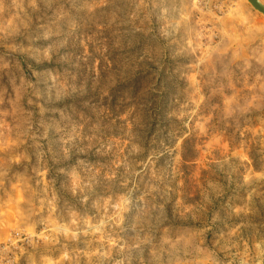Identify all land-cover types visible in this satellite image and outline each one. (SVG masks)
I'll return each instance as SVG.
<instances>
[{
  "label": "rangeland",
  "instance_id": "rangeland-1",
  "mask_svg": "<svg viewBox=\"0 0 264 264\" xmlns=\"http://www.w3.org/2000/svg\"><path fill=\"white\" fill-rule=\"evenodd\" d=\"M93 4L36 0L17 15L5 0L0 12V172L10 178L0 185V256L11 249L4 264L13 252L16 264H46L45 256L54 264H188L195 244L215 254L205 264H229L245 246L255 256L254 245L264 246V14L248 0H211L207 7L201 0L199 8L191 0ZM10 26L18 31L9 34ZM130 86L138 104L121 102ZM166 90L170 100L159 112L155 95ZM49 91L84 94L86 103L68 106L66 115L85 130L98 129L83 145L87 155L65 159L50 141H39L37 151L19 136L28 113L39 126L40 98ZM133 109L152 127L151 121L168 117L139 154H130L125 135ZM52 119L59 120V113ZM156 134L175 137L174 161L167 154L149 159L160 151ZM20 156L27 159H13ZM165 167L175 176L162 200L153 191L152 172ZM125 178L134 201L144 196L143 213H126L119 226L106 222L100 232L76 240L58 236L57 245L40 241L34 247L23 233L11 245L25 226L29 193L37 208L36 197L42 199L47 188L58 207L67 204L97 224L103 209L93 202L115 198ZM161 203L163 217L152 207ZM64 216L58 222L68 223ZM149 236L151 243H141ZM64 249L71 259H61Z\"/></svg>",
  "mask_w": 264,
  "mask_h": 264
},
{
  "label": "clouds",
  "instance_id": "clouds-1",
  "mask_svg": "<svg viewBox=\"0 0 264 264\" xmlns=\"http://www.w3.org/2000/svg\"><path fill=\"white\" fill-rule=\"evenodd\" d=\"M107 2L108 0H99V4L101 5ZM139 3L140 5L146 6L145 0H139ZM210 3L211 0H205L206 7ZM26 4L35 7L36 0H11V5L18 10L17 15L22 14V9ZM200 4L201 0H191L192 8H199ZM4 5L5 0H0V12H3ZM94 6H96L95 0L92 7ZM10 27L11 31L9 34H14L18 31L15 26ZM4 31L8 32L9 30L5 28ZM164 34L166 35V33ZM209 39H211V37H209ZM205 56H207V52H205ZM40 99L41 103L39 105L38 116V120L40 121L39 126L34 128L32 114L28 113L27 119L22 121L23 128L20 131L19 136H22L24 139H30L32 144L36 145L37 151H40L43 147V145L38 143L39 141H50L52 144L56 145L57 155L60 156L63 154V158L65 159H67L70 155H87L86 147L83 145H85V142L91 143L93 135L98 129L85 130V124L71 121L66 115L68 106L72 104L86 103L84 101V94L76 93L74 95L67 96L63 92H59L53 96L49 91L41 95ZM202 99L203 97H201V100ZM121 102L133 105L139 103L135 91L131 86L123 91ZM13 103L16 105L18 101H14ZM0 104H3L2 97H0ZM28 104L32 105L33 101L29 100ZM33 110H36L35 107ZM57 113H59L60 119H52V117L56 116ZM129 116L132 117V120L128 124L125 135L131 144L130 154L143 153L145 150L143 145L147 143L149 136L152 135L156 129L163 128L168 118L167 113L163 114L158 121L150 122L151 125H154V127L148 126V123L141 119L139 114L135 113V109L129 112ZM89 132H92L93 135H90ZM165 139L168 140L167 144L164 142ZM154 140L158 141L160 151H153L149 159L151 160L158 156L163 157L167 154L174 161L173 153L175 152V147L172 146V142L175 140V137L169 136L165 138L163 135L156 134L154 136ZM176 143L178 144L179 141H176ZM13 159L18 162L20 159H27V157L20 156L13 157ZM169 167H171V164H169ZM33 171H35L38 176L43 175V172H41L38 168L33 169ZM260 175L264 178V172ZM170 176L174 178V168L171 172L168 171L167 167L162 170H153L152 172V179L157 182L153 191H157L162 200L166 198L168 193L171 191L169 188V185L171 184V180L169 179ZM5 179H10L7 172H0V185H3ZM108 179L111 181L113 177H109ZM37 183H40V181H37ZM161 184L163 185L162 188L160 187ZM25 190L28 191L27 188ZM47 191V188H45L42 199L40 197H36V199L39 200V206L37 208H33L31 206L33 197L29 193L27 201L28 215L22 221V224L25 226L17 229L16 239L11 240L13 248L21 240V233H23V239L34 247L40 241H43L45 246L57 245L60 243L57 238L58 236L62 235L65 238L76 240L80 235L87 236L89 231L94 233L100 232L106 222H111L112 224L119 226L123 222V218L126 213L135 212L139 214L145 211V208L141 206V202L144 201V196H139L135 201L133 200L132 189L128 188L127 178H125L124 182L121 184L118 190L119 194L115 195V198H113V196H109L107 200H103L101 198V200L93 202V208L103 209V217L97 224L92 223L94 217H80L67 204H65L63 209H61L58 207L56 195L53 193L49 197L47 195ZM81 191H83V189H81ZM72 193L75 195V187L72 189ZM88 199L89 196L85 194L82 202L86 203ZM205 199H207V197H205ZM152 207L156 210L160 217H163L167 211L162 203L153 204ZM109 209L112 210L111 215H108ZM64 213H67V216L69 217L68 223L58 222L65 219ZM37 225L42 226V230L39 232L35 230ZM151 242V236H149L146 240L141 241V243ZM136 247H139V245H136ZM254 248L255 256L250 255L251 250L245 246L243 253H237V255L232 258V261H229V264H233V262L237 260L238 264H249L250 260L252 261V264H264V246H262L261 243H256ZM10 250L11 249L9 248L2 250L5 255L0 256V264H4L6 254ZM20 251L23 252L24 250L20 249ZM188 252L189 255L186 257L188 264H205V261L213 259L215 255L207 248L201 247L199 244L190 246ZM17 259L18 257H16L15 252H13V259L7 260V264H16ZM44 259L46 264H54L48 256H45ZM61 259H71L67 249L63 250ZM118 264H123V262L120 261ZM214 264H221V262L219 260H215Z\"/></svg>",
  "mask_w": 264,
  "mask_h": 264
},
{
  "label": "trees",
  "instance_id": "trees-1",
  "mask_svg": "<svg viewBox=\"0 0 264 264\" xmlns=\"http://www.w3.org/2000/svg\"><path fill=\"white\" fill-rule=\"evenodd\" d=\"M168 100H170V93L167 92V90H166V92H161V93L157 92L155 95V99H154L153 104H154L155 108L158 109L160 112L164 108V106L167 105ZM227 122L230 123V120H228ZM224 124L225 123H223V122L222 123H216L215 121H213V125L217 126L219 128L224 127L225 126Z\"/></svg>",
  "mask_w": 264,
  "mask_h": 264
},
{
  "label": "water",
  "instance_id": "water-1",
  "mask_svg": "<svg viewBox=\"0 0 264 264\" xmlns=\"http://www.w3.org/2000/svg\"><path fill=\"white\" fill-rule=\"evenodd\" d=\"M248 2L254 9L264 14V3L260 0H248Z\"/></svg>",
  "mask_w": 264,
  "mask_h": 264
}]
</instances>
